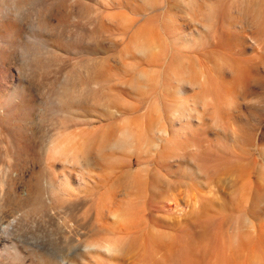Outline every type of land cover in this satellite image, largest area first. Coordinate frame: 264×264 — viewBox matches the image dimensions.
I'll use <instances>...</instances> for the list:
<instances>
[{
  "label": "rangeland",
  "instance_id": "1",
  "mask_svg": "<svg viewBox=\"0 0 264 264\" xmlns=\"http://www.w3.org/2000/svg\"><path fill=\"white\" fill-rule=\"evenodd\" d=\"M0 264H264V0H0Z\"/></svg>",
  "mask_w": 264,
  "mask_h": 264
},
{
  "label": "bare ground",
  "instance_id": "2",
  "mask_svg": "<svg viewBox=\"0 0 264 264\" xmlns=\"http://www.w3.org/2000/svg\"><path fill=\"white\" fill-rule=\"evenodd\" d=\"M193 258L194 260L198 263V261L202 260L203 262L205 261L206 258H203L201 255H195L193 253Z\"/></svg>",
  "mask_w": 264,
  "mask_h": 264
}]
</instances>
